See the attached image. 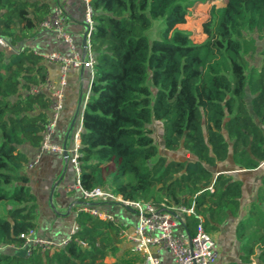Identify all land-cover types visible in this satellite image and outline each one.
Listing matches in <instances>:
<instances>
[{
	"label": "trees",
	"instance_id": "1",
	"mask_svg": "<svg viewBox=\"0 0 264 264\" xmlns=\"http://www.w3.org/2000/svg\"><path fill=\"white\" fill-rule=\"evenodd\" d=\"M204 1L89 0L95 63L81 117L80 184L154 205L193 206L181 215L190 235L199 223L211 232L236 216L240 264H264V171L246 207L236 175L264 161V0L213 5L206 38L196 43L178 25ZM52 7L53 0H0V35L20 48ZM155 21L164 26L150 38ZM47 75L46 60L30 46L0 48V243H20L19 235L37 226L36 196L23 171L29 157L20 145L39 151L51 99L29 89ZM153 121L162 123L164 148L184 151L182 158L160 151ZM75 222L64 245L1 252L0 264H139L117 244L118 221L78 211ZM110 255L115 260L107 262Z\"/></svg>",
	"mask_w": 264,
	"mask_h": 264
},
{
	"label": "built area",
	"instance_id": "2",
	"mask_svg": "<svg viewBox=\"0 0 264 264\" xmlns=\"http://www.w3.org/2000/svg\"><path fill=\"white\" fill-rule=\"evenodd\" d=\"M85 23L87 25V42L85 53H80L75 46L72 35L65 30L67 21L66 5L67 0H54L51 13L39 24V30L50 31L59 37H63L70 46L72 52L70 55L59 52H50L43 57L48 62L58 63L61 70V87L55 88L53 81L48 76L42 83L32 85L29 92H44L51 99L50 116L43 131L42 141L37 155L27 162L29 167L39 162L44 152H53L63 155V145L54 142L53 136L56 132L57 123L63 108L64 92L62 86L65 84V73L69 67L88 68L93 71L95 63V53L91 48L90 35L94 29L95 21L93 19V10L89 0H85ZM0 48L17 52L22 48L14 49L2 35H0ZM89 95L85 96L82 109L85 106ZM82 110L79 116V125L74 132V145L70 150L68 159L73 163L76 172V180L67 187V190L79 191L85 204L78 206V211H88L95 216L117 222L118 219L111 213L90 206L93 201L116 202L122 207L132 208L137 217V221L132 226L123 225L120 229V237L129 245L130 249L139 254L144 264H161L160 250L169 251L174 257L175 264H214L217 257V249L211 234L205 230L199 223L193 235L188 231L178 230L179 220L183 213H192L193 206L185 207L183 205L168 206L164 203L154 205L149 201L125 199L120 194L110 192L104 187H95L91 190L82 188L79 179L78 155L80 146V131L82 128ZM263 162H261L262 164ZM181 221V220H180ZM119 222V221H118ZM181 223H183L181 221ZM184 225V224H183ZM185 227V226H184ZM78 225L74 223L71 235L61 242L54 241L44 237L36 229H30L21 233L20 243H0V253L12 251L29 255L36 247L42 250L64 245L68 242Z\"/></svg>",
	"mask_w": 264,
	"mask_h": 264
},
{
	"label": "crops",
	"instance_id": "3",
	"mask_svg": "<svg viewBox=\"0 0 264 264\" xmlns=\"http://www.w3.org/2000/svg\"><path fill=\"white\" fill-rule=\"evenodd\" d=\"M85 7V0H67L65 30L72 35L76 49L83 54L85 53V46L82 35L86 30ZM24 45L30 46L41 55L50 52L70 55L72 52L63 37H59L50 31L39 30L35 37L25 42L22 46ZM46 63L48 78L53 81L55 88L61 87L62 74L59 64L48 61ZM64 76L66 82L62 86L64 92L63 108L54 134V142L63 146L66 144L70 154V150L74 145V132L79 125L83 102L85 96L90 94L93 71L88 68L69 67ZM77 112L78 115L75 118ZM20 149L28 155L29 160L39 152L37 147H33L28 142L21 144ZM23 171L29 177V186L37 200V232L57 242L68 238L75 223L77 207L85 204L76 190H67V187L76 180L74 168L69 163L68 158L63 155L46 152L34 167L30 168L25 165ZM263 171L264 161L256 169L236 171L237 177L243 181L244 207L255 195L260 185V177ZM56 181H58L57 185H55ZM111 203L114 202L106 203L103 210L113 214L119 223L123 225L132 226L136 223L137 217L132 210L124 209L125 207L118 205L112 206ZM180 220L183 222L182 217ZM180 220L178 221V230L182 231L185 230V227ZM237 221L238 217L229 216L217 230L209 232L218 251L214 264L241 263V243L235 236ZM117 244L121 249L127 248L132 251L122 238L119 242L117 240ZM159 254L161 264H175L174 257L169 251L162 249ZM135 255L139 257L138 263L144 264L142 257L136 253ZM114 257V255H110L106 261L112 262L115 260ZM253 264H256V261H253Z\"/></svg>",
	"mask_w": 264,
	"mask_h": 264
},
{
	"label": "rangeland",
	"instance_id": "4",
	"mask_svg": "<svg viewBox=\"0 0 264 264\" xmlns=\"http://www.w3.org/2000/svg\"><path fill=\"white\" fill-rule=\"evenodd\" d=\"M226 0H205L204 2L197 3L190 9V13L187 16V21L183 24H179L178 27L187 30L191 33L193 41L200 43L205 40L206 34L203 31V23L207 21L210 14L211 7L214 6H224ZM159 26L158 32L156 27ZM163 24L159 21H155L153 26L147 31V36L150 38H159ZM152 129V134L155 138L156 143L160 147V151L170 159H180L185 153L180 149L176 150H166L163 146L162 140V123L160 121H153L150 124ZM112 206L119 205V203H111ZM122 207V206H121ZM124 208V207H123ZM126 209V208H124Z\"/></svg>",
	"mask_w": 264,
	"mask_h": 264
},
{
	"label": "water",
	"instance_id": "5",
	"mask_svg": "<svg viewBox=\"0 0 264 264\" xmlns=\"http://www.w3.org/2000/svg\"><path fill=\"white\" fill-rule=\"evenodd\" d=\"M82 36H83V37H82L83 44H84V46H86V42H87V25H86V30L83 32V35H82ZM78 112H79V110H78ZM78 112H77L75 118L77 117ZM74 121H75V119H74ZM74 121H73V123H74ZM73 123H72V125H73ZM63 148H64L63 156H64L65 158H68L69 153H68V150H67L66 144H64ZM58 180H59V179H58ZM57 184H58V181L55 182V185H57ZM55 185H54V186H55ZM128 209L133 210V209L130 208V207H129ZM256 264H259V263H256Z\"/></svg>",
	"mask_w": 264,
	"mask_h": 264
}]
</instances>
